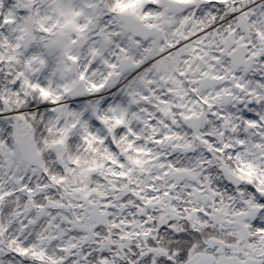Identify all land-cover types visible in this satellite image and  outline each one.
<instances>
[{"label": "snow or ice", "instance_id": "snow-or-ice-1", "mask_svg": "<svg viewBox=\"0 0 264 264\" xmlns=\"http://www.w3.org/2000/svg\"><path fill=\"white\" fill-rule=\"evenodd\" d=\"M0 264H264V0H0Z\"/></svg>", "mask_w": 264, "mask_h": 264}]
</instances>
